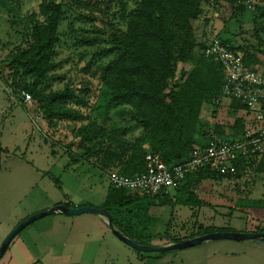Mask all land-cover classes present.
<instances>
[{
    "label": "rangeland",
    "instance_id": "rangeland-1",
    "mask_svg": "<svg viewBox=\"0 0 264 264\" xmlns=\"http://www.w3.org/2000/svg\"><path fill=\"white\" fill-rule=\"evenodd\" d=\"M43 1L25 0L19 9H10L8 2H0V181L8 182L7 193L12 185L16 203L21 205L15 215L24 214L46 200L65 198L66 194L70 198L75 195L73 202L80 200L95 208L102 207L112 198L108 176L119 170L115 167L104 169L101 153L96 149L86 155L85 149L80 147L79 130L97 121L117 139L118 146L133 144L147 132L143 125L132 119L129 107L117 105L102 75L103 67L112 58L104 56L114 33L108 23L113 20L116 30L124 27L120 15L115 18L114 14L122 2L130 0H58L64 5L65 14L53 59L51 90L47 93L67 86L75 88L86 99V105L71 104L70 107L81 111L86 117L85 122L65 121L51 126L44 119L38 100L34 98L39 108L20 105L25 104L20 96L22 90L12 83L10 63L18 49L27 47L28 17L33 12L39 13ZM232 1L234 7L224 0H209L204 5L205 14L194 23L196 45L205 39L209 44L213 37H222L237 48L257 49L256 70L264 75V54L260 51L264 49V16L260 14L264 0H254L252 9H248L242 0ZM235 6L239 7L236 12L233 11ZM198 55L196 52L194 59L178 64L176 75L165 93L186 82ZM227 104L220 107L216 116L212 114V107L205 103L200 114L201 123H197L199 130L207 122L219 123L225 128L235 123L236 115L228 110ZM237 115L239 118L245 116L243 111ZM144 148L151 151L149 144ZM246 163L236 177H211L192 185L194 198L206 203L195 219L190 218L195 209L192 211L185 205L153 207L150 216L158 222L151 234L160 238L152 244L170 245L168 232L171 236H190L200 226L207 229L215 225L236 232H258V228H264V221L257 211L264 205L255 203V197L264 193V175L257 171L256 163ZM82 215H90L87 216L90 219L82 220L90 232L88 243L91 242V246H85L86 256L98 255L96 264H264V245L255 240L206 241L182 250L138 252L120 241L108 223L97 220L100 218L96 214ZM72 229L67 228L66 235Z\"/></svg>",
    "mask_w": 264,
    "mask_h": 264
},
{
    "label": "trees",
    "instance_id": "trees-1",
    "mask_svg": "<svg viewBox=\"0 0 264 264\" xmlns=\"http://www.w3.org/2000/svg\"><path fill=\"white\" fill-rule=\"evenodd\" d=\"M224 1L234 7L232 0ZM0 2H8L10 9H19L24 6L25 0ZM131 2H122L114 14L115 18L120 15L124 26L122 29L116 30L113 20L108 23L114 33L110 36V47L104 50V56L112 58L103 67L102 75L117 105L129 107L132 119L143 125L147 132L133 144L122 143L118 146L117 139L97 121L79 130L82 138L80 147L85 149L86 155L96 149L101 153L99 156L104 169L115 167L119 173L129 176L146 170L148 153L160 155L168 166H172L187 161L192 149L206 142V132L211 126L218 133H224V126L219 123L207 122L202 125V130L197 125L201 123L200 114L205 103L212 107V114L217 116L221 106H216L214 101L224 83L221 66L203 55L208 39L196 45L194 23L205 14L204 5L209 0H133V5ZM260 8H263L260 14L264 16V7ZM40 9L39 13L33 12L28 17L27 47L18 49L12 55V83L41 103L43 117L51 126L65 121L83 123L86 117L81 111L70 107L71 104L78 107L86 105V99L75 88L67 86L63 90L47 93L51 90V72L55 69L53 59L65 14L64 5L58 0H44ZM221 39L231 49L237 48L227 39ZM237 50L245 54L246 65L256 70L259 61L255 55L257 49L238 47ZM260 51L264 54V49ZM196 52L199 54L196 66L186 82L165 93L176 75L178 64L194 59ZM228 110L236 115L235 123L229 130L236 134L243 133V119L237 114L246 110L245 106L232 101ZM146 144L151 146L150 152L145 150ZM250 162L256 163V170L264 175V155ZM244 165H239L238 173L233 176H219L208 169L194 171L187 176L174 197L164 195L150 198L110 187L112 198L101 208L108 210L116 226L136 241L153 245L152 242L160 237L157 234L145 235V232L157 226V219L150 216L153 207L185 205L192 211V208L195 209L190 216L195 219L200 216L199 209L206 203L194 198L192 185L211 177H236ZM220 231L236 232L215 225L207 229L200 226L190 236H171L168 232L167 238L170 243H178ZM257 231L264 232V228Z\"/></svg>",
    "mask_w": 264,
    "mask_h": 264
},
{
    "label": "built area",
    "instance_id": "built-area-1",
    "mask_svg": "<svg viewBox=\"0 0 264 264\" xmlns=\"http://www.w3.org/2000/svg\"><path fill=\"white\" fill-rule=\"evenodd\" d=\"M242 1L248 9L253 8L254 0ZM203 55L218 63L224 72L223 87L214 104L222 107L225 102L229 106L232 101H238L245 106V116L241 117L243 133L236 134L225 127L224 133H218L211 126L206 132V142L196 145L187 161L168 166L160 155L148 153L144 172L133 176L110 173L109 187L150 198L174 197L194 171L208 169L219 176H233L238 173L239 165L264 155V75L246 65L243 52L231 49L218 37H213ZM20 96L28 106L39 108L27 91L22 90Z\"/></svg>",
    "mask_w": 264,
    "mask_h": 264
},
{
    "label": "crops",
    "instance_id": "crops-1",
    "mask_svg": "<svg viewBox=\"0 0 264 264\" xmlns=\"http://www.w3.org/2000/svg\"><path fill=\"white\" fill-rule=\"evenodd\" d=\"M20 105L26 107L27 104ZM7 183L0 181V247L21 222L35 213L47 211L61 205L70 208L91 206L80 200L73 202L75 195L70 198L66 194L65 198L46 200L43 204L34 206L24 214L15 215L21 205L16 203V194L11 191L13 190L12 185H9L10 193H7ZM15 184L18 186V183ZM261 196L255 197V203L264 205V193ZM257 211L260 212L258 217L264 221V208L257 209ZM257 211L255 212L257 213ZM87 216L90 215H67L55 212L37 220L15 237L0 260V264H96L98 255L86 256L87 249L85 246H91V242L88 243L90 232L86 229L82 220L89 218ZM97 216L100 218L97 220H100L102 224L108 223L105 217ZM67 228H73L69 235L65 233ZM145 235H152L151 231L145 232ZM74 245L76 247L73 248Z\"/></svg>",
    "mask_w": 264,
    "mask_h": 264
},
{
    "label": "water",
    "instance_id": "water-1",
    "mask_svg": "<svg viewBox=\"0 0 264 264\" xmlns=\"http://www.w3.org/2000/svg\"><path fill=\"white\" fill-rule=\"evenodd\" d=\"M4 69V66H2ZM1 146H0V156H1ZM1 161V158H0ZM55 212H61L67 215H80L85 213L96 214L102 217H105L108 221L109 227L112 230L113 234L123 243L131 247L132 249L137 250L138 252H168L174 250H182L190 247L200 245L206 241H216V240H235V241H244V240H255L262 245H264V232H214L198 236L183 242L172 243L166 246H156V245H144L136 241L130 235L125 233L122 229L116 226L112 214L104 208H95L92 206H82L76 208H70L66 205L57 206L53 209L37 213L28 219L21 222L5 239L4 243L0 247V260L3 258L7 252L11 242L17 237L25 228H27L32 223L37 220L44 218L48 215H51Z\"/></svg>",
    "mask_w": 264,
    "mask_h": 264
}]
</instances>
